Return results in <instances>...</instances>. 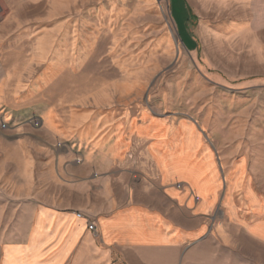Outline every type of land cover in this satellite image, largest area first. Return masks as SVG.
<instances>
[{"label":"rangeland","instance_id":"obj_1","mask_svg":"<svg viewBox=\"0 0 264 264\" xmlns=\"http://www.w3.org/2000/svg\"><path fill=\"white\" fill-rule=\"evenodd\" d=\"M147 116L160 161L187 123L223 168L248 155L264 191V0H0V242L25 228L36 175L46 203L83 201L43 152L69 150L109 175L149 146L129 129ZM111 151L122 155L111 162ZM158 180L151 163V207L162 210ZM260 255L251 248L252 264Z\"/></svg>","mask_w":264,"mask_h":264},{"label":"crops","instance_id":"obj_2","mask_svg":"<svg viewBox=\"0 0 264 264\" xmlns=\"http://www.w3.org/2000/svg\"><path fill=\"white\" fill-rule=\"evenodd\" d=\"M131 125L149 146L132 151L136 160L111 164L109 175L93 176L88 165H76L69 150L43 152L46 161L52 158L47 166L68 179L62 190L83 201L46 203L36 175L35 193L23 202L26 226L18 239L0 242V264H252V247L264 264V191L249 180L248 155L223 168L219 153L203 148L195 127L183 123L167 142L162 162V153L151 155V116ZM121 155L106 156L115 162ZM151 163L167 204L162 210L151 207ZM93 185L99 192L93 194ZM90 222L97 235L88 230ZM82 249L84 260H76ZM120 255L127 259L115 260Z\"/></svg>","mask_w":264,"mask_h":264},{"label":"built area","instance_id":"obj_3","mask_svg":"<svg viewBox=\"0 0 264 264\" xmlns=\"http://www.w3.org/2000/svg\"><path fill=\"white\" fill-rule=\"evenodd\" d=\"M78 216H79V217H83L82 214H78ZM88 230H89L90 232H95V231H97V230H96V224L93 223V222H90V223H89V226H88Z\"/></svg>","mask_w":264,"mask_h":264},{"label":"water","instance_id":"obj_4","mask_svg":"<svg viewBox=\"0 0 264 264\" xmlns=\"http://www.w3.org/2000/svg\"><path fill=\"white\" fill-rule=\"evenodd\" d=\"M178 187H180V185H178Z\"/></svg>","mask_w":264,"mask_h":264}]
</instances>
